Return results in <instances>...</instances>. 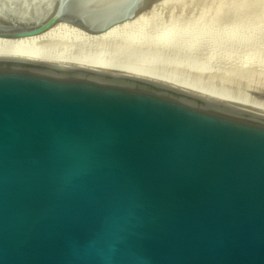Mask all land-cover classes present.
<instances>
[{
    "label": "water",
    "instance_id": "95a60500",
    "mask_svg": "<svg viewBox=\"0 0 264 264\" xmlns=\"http://www.w3.org/2000/svg\"><path fill=\"white\" fill-rule=\"evenodd\" d=\"M48 1L0 39L102 35L146 2ZM0 264H264V114L0 58Z\"/></svg>",
    "mask_w": 264,
    "mask_h": 264
},
{
    "label": "rangeland",
    "instance_id": "374dc122",
    "mask_svg": "<svg viewBox=\"0 0 264 264\" xmlns=\"http://www.w3.org/2000/svg\"><path fill=\"white\" fill-rule=\"evenodd\" d=\"M147 1L136 14L147 12L133 33L141 44L131 47L136 56L118 61L155 80H189L264 104V0ZM68 43V52L88 53Z\"/></svg>",
    "mask_w": 264,
    "mask_h": 264
},
{
    "label": "bare ground",
    "instance_id": "6f19581e",
    "mask_svg": "<svg viewBox=\"0 0 264 264\" xmlns=\"http://www.w3.org/2000/svg\"><path fill=\"white\" fill-rule=\"evenodd\" d=\"M101 2L106 4L111 1ZM50 5L51 1L48 0H0V17L12 16L18 20H23L29 18L31 13H34L35 16L41 15L40 13L46 11V6ZM43 6L45 7L42 8ZM146 13L142 11L134 19L115 26L108 32L98 36L88 35L68 24H57L48 32L33 38L0 39V58L47 63L152 83L264 114V104L251 103L245 100L243 96L231 98L221 90L216 91L214 88H205V86L199 87L189 80L168 78L166 79L171 82L155 80L150 71L135 70L133 66L118 61L117 58L123 55H134L135 52L131 47L141 45L140 42L134 39L133 33L141 29L142 24L145 22ZM68 42L82 45L88 53L68 52V50L63 49L66 44H69ZM110 46H114V48ZM107 53L111 56H108Z\"/></svg>",
    "mask_w": 264,
    "mask_h": 264
}]
</instances>
